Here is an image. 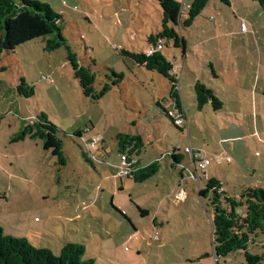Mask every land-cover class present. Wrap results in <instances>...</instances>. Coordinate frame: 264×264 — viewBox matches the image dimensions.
I'll use <instances>...</instances> for the list:
<instances>
[{
  "label": "rangeland",
  "instance_id": "1",
  "mask_svg": "<svg viewBox=\"0 0 264 264\" xmlns=\"http://www.w3.org/2000/svg\"><path fill=\"white\" fill-rule=\"evenodd\" d=\"M33 1L61 15L62 34L80 63L95 74V90L112 87L97 101L86 97L66 50L46 51L47 37L0 55L4 233L55 255L68 243L80 244L84 259L96 264L244 263L239 253L217 263L213 194L201 196L200 191L211 179L236 199L250 186L264 189V12L259 3L209 0L191 27L176 28L185 39V53L173 40H162L179 81L184 69L179 94L189 127L181 129L167 114L173 108L169 80L123 54L146 53L149 37L162 30L159 2ZM176 1L184 20L192 0ZM113 72L124 75L117 84ZM198 81L223 103L222 109L215 110L211 102L198 107L191 89ZM40 114L58 128L64 166L44 149L43 140H14ZM119 134L142 138L135 158L143 166L158 162L156 175L144 182L120 177ZM96 136L101 140L92 148ZM190 146L198 159L210 162L203 172L197 161L198 180L192 178L195 169L185 153ZM237 212L244 215L245 207Z\"/></svg>",
  "mask_w": 264,
  "mask_h": 264
},
{
  "label": "trees",
  "instance_id": "2",
  "mask_svg": "<svg viewBox=\"0 0 264 264\" xmlns=\"http://www.w3.org/2000/svg\"><path fill=\"white\" fill-rule=\"evenodd\" d=\"M156 1L162 9V30L149 37V47L159 43L164 46L162 40H173L176 47L184 48L185 39L178 34L176 28L178 26L191 27L207 7L209 0H192L184 20H182V5L179 2L176 0ZM220 1L230 5L228 0ZM253 1L258 2L264 12V0ZM60 20L61 15L48 4L33 0H0V55L12 52L27 42L47 37L45 50L53 52L64 48L74 77L78 80L83 94L97 101L111 89L112 85H105L100 92L95 90L96 76L91 68L80 63L77 54L68 45L59 26ZM123 54L136 64L167 78L171 83L170 97L179 108L182 107L179 95L180 81L173 74V64L164 53L157 52L148 56L145 52L124 51ZM113 76L117 77L113 84H117L124 77L123 74L118 75L115 72ZM22 86H26L24 81ZM27 89L31 88L27 86ZM193 89L200 109L209 102L215 110L223 108V103L207 91L206 86L200 81L194 85ZM22 90L20 87V91ZM167 114L177 126L169 112ZM26 136L43 140L44 149L50 150L60 165H66L67 159L63 151V143L58 137V128L48 120L45 114H40L34 121L27 124L23 132L14 140H24ZM118 143L121 156H128L130 166L127 177L136 182H144L158 173L160 169L158 162L143 166L140 160L135 158V155H138L143 148L140 136L119 134ZM173 158L175 163H180L178 154L174 153ZM210 191L213 194L211 203L214 208L211 220L212 246L213 256L217 263L220 258L239 253L244 255L246 261L237 264H264V189L249 187L242 192L239 199H236L225 195L220 181L211 179L207 183V188L201 190L200 194L207 196ZM240 207H245L244 215L238 214L237 210ZM252 248L260 249L261 252L253 253ZM84 255V246L74 243L66 244L61 253L55 255L49 249L33 246L24 238L6 235L0 226V264H96L93 259L85 260Z\"/></svg>",
  "mask_w": 264,
  "mask_h": 264
},
{
  "label": "built area",
  "instance_id": "3",
  "mask_svg": "<svg viewBox=\"0 0 264 264\" xmlns=\"http://www.w3.org/2000/svg\"><path fill=\"white\" fill-rule=\"evenodd\" d=\"M242 26V30L246 31L247 27L245 25L244 22H242L241 24ZM164 49V46L159 43L156 44L155 46H150L147 51L146 54L148 56L153 55L157 52H162ZM169 115L172 117V119L174 120L175 124L183 129H186L187 126L189 127V119L186 115L185 111L182 110H178V111H172L169 112ZM101 137L96 136L92 139L91 143H90V147L95 148L98 143L100 142ZM185 153L188 154L189 156H191L192 162H193V166L195 169V173L192 172V178L193 179H199L198 178V171H197V161H199V169L202 170L203 172L207 169L208 165L210 164L208 159L202 160V158H199V153H197L192 146L190 147H186L185 149ZM121 161H122V166H121V171H120V177L121 176H128L129 175V169L128 167L130 166V164H128V156L127 155H122L121 156ZM228 162L230 161V159L227 160ZM219 162H222V159H219Z\"/></svg>",
  "mask_w": 264,
  "mask_h": 264
},
{
  "label": "crops",
  "instance_id": "4",
  "mask_svg": "<svg viewBox=\"0 0 264 264\" xmlns=\"http://www.w3.org/2000/svg\"><path fill=\"white\" fill-rule=\"evenodd\" d=\"M244 21V20H243ZM242 24V23H241ZM148 48H149V46H148ZM147 48V49H148ZM164 50V49H163ZM162 53H163V51H162ZM183 53H185V49L183 48ZM165 55V54H164ZM168 59V58H167ZM182 70H184L183 69V67H182V69H181V77H180V81H181V78L183 77V74H182ZM183 73H184V71H183ZM173 74L174 75H176V77H178V74H177V72L176 71H174L173 70ZM194 87V86H193ZM193 87H191V89L193 88ZM181 93V92H180ZM180 95V94H179ZM180 99H181V103H182V107L181 108H179L177 105H176V102L173 100V104H172V109H171V112L172 111H178V110H182V111H185L186 112V115H187V117H188V111H187V109H186V107H185V104H184V101H183V98H182V96L180 95ZM160 101V100H159ZM161 102V101H160ZM224 106V105H223ZM188 119H189V117H188ZM210 165V164H209ZM250 187H255V186H250Z\"/></svg>",
  "mask_w": 264,
  "mask_h": 264
}]
</instances>
